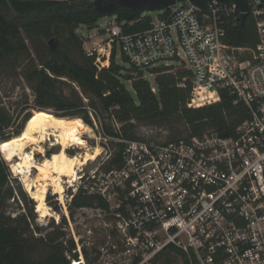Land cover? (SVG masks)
<instances>
[{"label":"built area","instance_id":"1","mask_svg":"<svg viewBox=\"0 0 264 264\" xmlns=\"http://www.w3.org/2000/svg\"><path fill=\"white\" fill-rule=\"evenodd\" d=\"M248 5L176 0L134 33L115 16L105 45L87 53L101 64V54L110 59L116 48L144 72L184 67L193 84L189 108L218 104L226 93L246 109L226 136L208 130L171 140L151 131L125 139L103 129L114 149L101 169L77 173L76 192L108 204L132 264H154L171 247L191 264H264V0ZM244 15L256 41L236 45Z\"/></svg>","mask_w":264,"mask_h":264},{"label":"trees","instance_id":"2","mask_svg":"<svg viewBox=\"0 0 264 264\" xmlns=\"http://www.w3.org/2000/svg\"><path fill=\"white\" fill-rule=\"evenodd\" d=\"M93 0H0V65L10 56H28L27 47L21 36L23 30L29 38L40 34L45 40L54 39L55 50L48 48L51 58L44 63L45 69L59 77H66L78 83L82 92L89 98V105L83 101L64 98L54 87L51 77L37 69L29 70L26 77L37 92L38 110L55 109L57 117H81L88 125H93L90 111L99 116L100 110L121 123V133L104 127L107 135L125 139H135L133 130L136 124L162 125L180 117L189 128L190 134H203L208 130H216L222 136L232 135L237 124L247 118L242 104H234V98L226 93L218 104L207 105L198 109L188 107L193 84L191 72L184 67L155 68L147 73L155 74V87L145 77V72L131 67L130 75H124L125 69L116 61L117 50L114 48L111 62L101 67L96 57H89L83 49L84 39L77 33L81 26L93 29L99 19L114 15L124 24L126 33L146 30L150 27L151 17L145 15L157 8L147 7L137 12L120 9L116 13L100 15L89 8ZM204 6L209 0H192ZM237 3L241 10L248 11L251 0H222ZM13 17V18H12ZM233 44L249 45L256 41L253 21L248 16L243 24L235 29ZM125 60V59H124ZM44 62V61H43ZM129 83V87L127 85ZM156 89V91L153 90ZM35 116L25 115L23 124H28ZM9 119L0 110V133L9 127ZM20 135V133L18 134ZM172 137L171 140L180 138ZM120 151L124 145L119 146ZM120 159V153L116 160ZM9 175L5 164L0 160V264H71V258L65 252L57 255H45L35 258L34 249L27 244L24 234L18 226L6 216V202L14 198L11 188H7ZM97 205L109 209L106 202L93 196H85L81 192L72 199L71 207L81 208ZM55 210H59L56 207ZM42 243L47 242L42 239ZM74 242L66 248L73 260H79ZM173 251L182 257L184 264H191L186 255L169 248L159 256L164 264H175ZM61 252V251H60ZM138 263V259L134 264Z\"/></svg>","mask_w":264,"mask_h":264},{"label":"rangeland","instance_id":"3","mask_svg":"<svg viewBox=\"0 0 264 264\" xmlns=\"http://www.w3.org/2000/svg\"><path fill=\"white\" fill-rule=\"evenodd\" d=\"M150 17L158 15L157 10H150L145 13ZM13 18V17H12ZM114 15H107L99 19L93 29H88L86 26H81L77 33L84 38L83 49L87 54L88 51L105 45L108 38L107 26L114 20ZM22 39L27 47L28 56H10L5 63L0 65V110L11 119L9 127L3 129L0 133V160L5 164L9 175V183L7 188H11L14 193V198L9 199L5 205V213L10 217L13 224L17 225L19 230L24 234L27 244H30L34 249L35 258L44 257L45 255H57L65 252L68 259L71 258V264H132V256L127 254V247L123 236L116 227L115 220L109 209H103L94 206H86L81 208L71 207L73 197L78 194L77 181L76 183H64L65 191L63 197L55 192L52 185L48 186L46 195V206L50 212L49 216L42 217L38 211V202L28 192L23 178L17 175L12 168V164L8 162L1 152V146L14 138L28 134V124H23V119L26 114L31 113L32 116H43L52 119L56 122H65L75 118L57 117L55 109L39 111L37 108V92L34 89L31 81L26 77L29 70L37 69L44 72L53 79L55 90L62 94L64 98L71 100H82L85 105H89V98L82 92L78 83L73 82L69 78L59 77L45 69L44 63L51 58L48 48L52 47L49 40H45L42 35L35 34L33 39L22 30ZM56 39V38H53ZM98 53L95 54L96 63L102 66H107L111 62L112 55L108 59L104 54H101V64L97 60ZM44 61V62H43ZM116 63L125 69V76L130 75V65L124 60L120 50H117ZM145 77L155 87V74L145 72ZM129 87V83H127ZM90 111V118L93 125H88L91 129L83 134L84 140L87 142V148L91 151L99 147L102 151L101 155L95 161H90L87 165L78 168L89 173L96 169H101L103 163H106L109 157V148L114 149L110 142H106L103 135L104 127L110 130L114 129V122L102 110L99 116L95 117ZM83 120V119H82ZM84 121V120H83ZM85 122V121H84ZM115 131V130H114ZM154 131L158 136H165L167 133L169 138L179 137L188 134L189 128L184 124L180 117H177L162 125L136 124L133 133L136 136L146 135ZM20 133V135H18ZM53 139V140H52ZM57 137H49V139L39 147H31L26 149V154H30L36 163H41L46 158H51L53 154L59 153L62 146L57 143ZM73 146L66 150L68 156L83 154L86 149ZM92 162V163H91ZM107 167V164L104 166ZM31 179H36L38 176L37 169L31 171ZM68 181L67 178H63ZM56 207L59 210H55ZM42 239L47 242V245L42 243ZM74 242L76 249L73 253H77L79 260H73L72 254L66 252V248ZM61 251V252H60ZM173 263L184 264L183 260L176 254ZM164 258L156 260L154 264H164Z\"/></svg>","mask_w":264,"mask_h":264},{"label":"bare ground","instance_id":"4","mask_svg":"<svg viewBox=\"0 0 264 264\" xmlns=\"http://www.w3.org/2000/svg\"><path fill=\"white\" fill-rule=\"evenodd\" d=\"M90 129L82 119H69L60 123L43 116H35L29 123L28 134L2 144L3 156L12 164L15 173L22 176L28 192L38 202V211L42 217L50 215L46 206L48 186H54L55 192L63 197L64 183H76L78 168L97 160L101 155L99 147L92 151L87 148L83 134ZM53 136L57 137V143L62 146L59 153L41 163H36L30 154H26V149L39 147ZM73 146L82 147L86 151L83 154L68 156L66 150ZM33 168L38 171L34 180L30 178Z\"/></svg>","mask_w":264,"mask_h":264},{"label":"water","instance_id":"5","mask_svg":"<svg viewBox=\"0 0 264 264\" xmlns=\"http://www.w3.org/2000/svg\"><path fill=\"white\" fill-rule=\"evenodd\" d=\"M175 3L176 0H93L89 8L97 14L106 15L116 13L120 9L137 12L147 7L160 9L172 6ZM245 18L246 15L243 16V20ZM50 45L55 50L54 39L50 41Z\"/></svg>","mask_w":264,"mask_h":264}]
</instances>
